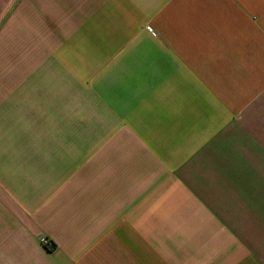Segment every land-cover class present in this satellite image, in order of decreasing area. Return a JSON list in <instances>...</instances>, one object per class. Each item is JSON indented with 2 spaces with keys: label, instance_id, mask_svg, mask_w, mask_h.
Listing matches in <instances>:
<instances>
[{
  "label": "crops",
  "instance_id": "crops-1",
  "mask_svg": "<svg viewBox=\"0 0 264 264\" xmlns=\"http://www.w3.org/2000/svg\"><path fill=\"white\" fill-rule=\"evenodd\" d=\"M39 1L95 123L0 96V264H264V0Z\"/></svg>",
  "mask_w": 264,
  "mask_h": 264
},
{
  "label": "rangeland",
  "instance_id": "rangeland-1",
  "mask_svg": "<svg viewBox=\"0 0 264 264\" xmlns=\"http://www.w3.org/2000/svg\"><path fill=\"white\" fill-rule=\"evenodd\" d=\"M8 2L0 22V96L7 98V112H38L40 128L77 129L84 123L93 127V66L82 63L77 42L63 40L62 25L39 7L45 3ZM82 108L90 119L80 124ZM94 139L71 137L72 143L83 140L91 147Z\"/></svg>",
  "mask_w": 264,
  "mask_h": 264
},
{
  "label": "built area",
  "instance_id": "built-area-1",
  "mask_svg": "<svg viewBox=\"0 0 264 264\" xmlns=\"http://www.w3.org/2000/svg\"><path fill=\"white\" fill-rule=\"evenodd\" d=\"M43 242H44V244L46 245V246H51L52 244L50 243V241L49 240H47V239H44L43 240Z\"/></svg>",
  "mask_w": 264,
  "mask_h": 264
}]
</instances>
